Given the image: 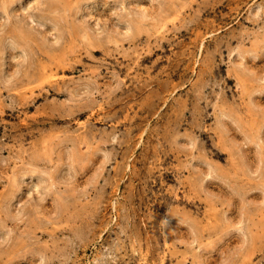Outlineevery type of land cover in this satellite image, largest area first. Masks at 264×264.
Wrapping results in <instances>:
<instances>
[{
	"label": "rangeland",
	"instance_id": "rangeland-1",
	"mask_svg": "<svg viewBox=\"0 0 264 264\" xmlns=\"http://www.w3.org/2000/svg\"><path fill=\"white\" fill-rule=\"evenodd\" d=\"M0 264H264V0H0Z\"/></svg>",
	"mask_w": 264,
	"mask_h": 264
}]
</instances>
